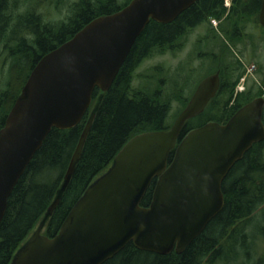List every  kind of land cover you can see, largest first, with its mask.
<instances>
[{
  "label": "water",
  "instance_id": "95a60500",
  "mask_svg": "<svg viewBox=\"0 0 264 264\" xmlns=\"http://www.w3.org/2000/svg\"><path fill=\"white\" fill-rule=\"evenodd\" d=\"M197 1L132 0L93 19L38 61L0 129V224L15 186L52 129L83 120L94 91L112 87L152 20L170 23ZM259 23L264 27V0ZM220 86L219 72L208 75L169 129L131 138L50 237L44 231L82 157L96 116L91 112L57 196L10 264H104L131 242L161 255L184 252L223 210L222 186L230 170L264 141L263 96L226 123L211 121L182 136ZM154 179L152 201L143 206Z\"/></svg>",
  "mask_w": 264,
  "mask_h": 264
},
{
  "label": "trees",
  "instance_id": "16d2710c",
  "mask_svg": "<svg viewBox=\"0 0 264 264\" xmlns=\"http://www.w3.org/2000/svg\"><path fill=\"white\" fill-rule=\"evenodd\" d=\"M131 1L78 0L73 5L72 16L59 24L48 23L39 15L34 18L33 12L19 16L17 26L27 19L30 32L27 36L14 33L7 43H3L4 51L0 58V129L33 67L45 54L71 39L93 19L119 11ZM233 3L242 7L235 17L236 25H241L246 17L253 19L259 15L261 0L249 3L233 0ZM225 12L224 0H198L172 23L152 20L137 38L112 87L106 92L98 88L94 91L91 108L83 120L70 129H52L8 200L6 214L0 224V264H10L16 251L34 232L57 196L91 112L95 111L96 116L82 157L44 231L50 237L59 232L77 200L92 181L110 167L131 138L171 127L168 122L171 104L161 101L159 91L150 95L132 89L133 71L146 58L178 48L180 37L191 27L202 24L207 16L219 14L218 17H222ZM13 14L11 2L0 0V42L8 40L4 34L13 22ZM256 23L259 25L258 19ZM234 65L230 62V69H226L227 73L231 70L228 75L225 71L221 72L219 92L203 113L186 123L182 136L211 121L227 122L239 108L255 98L250 89L235 95L246 70L243 64ZM188 102L189 99L182 101L184 108ZM173 156L174 151L169 156V162ZM156 180L141 205L151 203ZM222 189L225 195L223 210L184 252L174 250L161 255L140 250L131 242L104 264H264L262 257L251 259L254 249L258 252L254 232L256 229L264 231L263 224L254 220L255 213L264 204V141L255 144L242 160L236 162ZM261 217L263 220L264 211Z\"/></svg>",
  "mask_w": 264,
  "mask_h": 264
},
{
  "label": "rangeland",
  "instance_id": "374dc122",
  "mask_svg": "<svg viewBox=\"0 0 264 264\" xmlns=\"http://www.w3.org/2000/svg\"><path fill=\"white\" fill-rule=\"evenodd\" d=\"M77 1L9 0L13 4L15 21L8 28L11 30L15 27L16 30H20V27H16L17 19L29 12L35 13L34 18L39 15L48 23L59 24L72 16L73 5ZM256 19H258L257 15L253 19L250 16L247 17L242 24L243 28L236 36H232L231 30L224 34L222 27L228 24L226 20L220 22L212 19L204 23L194 29L191 35L186 36L184 44L186 46L175 52L154 54L142 61L133 71L132 89L142 90L150 95L159 91L162 94L161 101L171 104L168 118L171 126L184 108L182 101L191 98L199 82L205 76L216 72L221 75V72L225 71V75H228L231 72L229 70L227 73L230 62L235 64V67L239 63L243 64L246 70L235 93L240 94L250 89L253 97H264V28L258 26ZM226 28L229 29L230 25L228 24ZM5 33L8 40L0 42V58L4 51L3 43H7L12 34L8 31ZM208 33H213L219 44L207 41ZM262 211H264V204L259 207L256 215L254 214V220L260 221L264 228ZM251 232L253 233V230ZM254 233V243L258 252L254 249V256L251 259L256 260L259 257L264 259V231L256 229Z\"/></svg>",
  "mask_w": 264,
  "mask_h": 264
},
{
  "label": "flooded vegetation",
  "instance_id": "af4514ba",
  "mask_svg": "<svg viewBox=\"0 0 264 264\" xmlns=\"http://www.w3.org/2000/svg\"><path fill=\"white\" fill-rule=\"evenodd\" d=\"M42 1H48V0H42ZM52 2H54V1H56V0H51ZM240 1H245V2H247V3H249V2H251L252 0H240ZM196 4V3H195ZM261 4H262V0H261ZM261 4H260V9H261ZM194 5V4H193ZM11 6L13 7V4H11ZM224 6H225V10H226V12H225V14L222 16V17H218L219 16V14H216V15H214V16H207L206 17V19L203 21V23L202 24H199V25H196V26H194V27H191V29L190 30H188V31H186V33H184L180 38V40H178V48H176L175 50L174 49H172V48H170L169 50H168V52H175V51H177V50H179L180 48H182L183 46H186V45H184L185 44V38H186V36H188V35H191V33H193V31H194V29H196L197 27H199V26H201V25H203L204 23H206V22H210V20H212V19H217V20H219L220 22H223L224 20H226L227 22H228V24L230 25V28L229 29H227L226 27H227V25L228 24H226L225 26H223L222 27V30L224 31V34H227V33H229V31L231 30V32H232V36H236V34H239L240 33V29L241 28H243V23L244 22H242V24L241 25H236L235 24V17H236V15H237V13L238 12H240V11H242V7L241 6H238L236 3H232L231 5H230V7H226V4H225V2H224ZM190 8V7H189ZM188 8V9H189ZM184 12V11H183ZM260 12V11H259ZM26 15V13H24V16ZM22 16V15H21ZM12 18H14L13 19V21H15V17H14V14H13V16H12ZM247 18V17H246ZM177 19V18H176ZM18 21H19V18L17 19V23H18ZM173 22V21H172ZM172 22H170V23H172ZM13 23V22H12ZM11 23V24H12ZM20 23H21V21H20ZM258 23H259V15H258ZM10 24V25H11ZM166 24H169V23H166ZM29 26H30V24L28 23V20L27 19H25V21H24V23L23 24H19V26H16L17 28L18 27H20V30H16L15 29V27H14V29L12 28L11 30H8V32H11L12 34H11V36H9V38H11V37H13V34L14 33H17V34H21V36H27L28 35V33L30 32V30H28L29 29ZM258 26H261L260 25V23H259V25ZM262 27V26H261ZM262 28H264V27H262ZM206 40L207 41H214V42H216V36L213 34V33H208V36L206 37ZM216 43H218V42H216ZM219 44V43H218ZM216 45V44H215ZM180 47V48H179ZM203 53H206V52H203ZM214 53V52H213ZM211 75V74H210ZM205 77H207V76H205ZM204 77V78H205ZM203 78V79H204ZM202 81V80H201ZM199 85V84H198ZM198 87V86H197ZM196 87V88H197ZM195 91H196V89H195ZM195 91H194V93H195ZM193 93V94H194ZM193 94H192V96H193ZM191 96V97H192ZM191 99V98H190ZM190 99H189V101H190Z\"/></svg>",
  "mask_w": 264,
  "mask_h": 264
},
{
  "label": "built area",
  "instance_id": "2783aa9c",
  "mask_svg": "<svg viewBox=\"0 0 264 264\" xmlns=\"http://www.w3.org/2000/svg\"><path fill=\"white\" fill-rule=\"evenodd\" d=\"M226 4L229 5L231 3V0H225Z\"/></svg>",
  "mask_w": 264,
  "mask_h": 264
}]
</instances>
